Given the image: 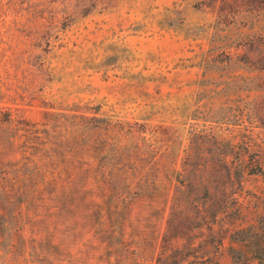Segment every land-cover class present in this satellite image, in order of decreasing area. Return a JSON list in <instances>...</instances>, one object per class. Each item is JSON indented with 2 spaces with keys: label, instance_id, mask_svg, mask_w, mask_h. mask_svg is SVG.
<instances>
[{
  "label": "rangeland",
  "instance_id": "rangeland-1",
  "mask_svg": "<svg viewBox=\"0 0 264 264\" xmlns=\"http://www.w3.org/2000/svg\"><path fill=\"white\" fill-rule=\"evenodd\" d=\"M214 17L209 0H0V105L46 138L32 178L0 183V264H230L233 247L263 256L258 92L228 63ZM96 116L114 120V153L139 143L143 156L113 161L110 196L96 183ZM232 137L240 160L226 163Z\"/></svg>",
  "mask_w": 264,
  "mask_h": 264
},
{
  "label": "trees",
  "instance_id": "trees-1",
  "mask_svg": "<svg viewBox=\"0 0 264 264\" xmlns=\"http://www.w3.org/2000/svg\"><path fill=\"white\" fill-rule=\"evenodd\" d=\"M209 6L212 7L215 16L212 23L213 33L221 36L226 31L224 36L227 40L219 47L227 57L228 63L232 64L233 60L237 59L240 67L251 74L247 77L246 83L258 92L257 101L255 102L256 107L253 110H259L258 117L264 125V0H209ZM232 36H236L234 39L238 40L234 45L229 42ZM99 111L98 108L96 113H99ZM38 125V122L17 115L10 108L0 105V183L32 178L33 172L31 169L35 162V155L39 151V145L46 143V138L41 135ZM113 127L114 120L111 117L96 116V130L100 131L99 137L96 138V183H99L102 190L105 191L103 193L105 196L114 194L113 190L116 188L117 165H114L115 161L137 164L143 158L139 143L134 144L135 151L133 153L125 151V143L123 142L120 144L121 150L113 152L114 142L111 133ZM5 128L7 132H4ZM190 134L201 141L213 139L215 142L221 140L215 133L191 132ZM223 141L226 142V146L229 148L228 153H225L226 163L230 161V155H234L240 160L237 154L239 142L235 140V137L223 139ZM250 145L247 144L248 147ZM191 157V152H186L184 158ZM258 165L260 168L264 166V158L259 160ZM35 170L38 171L40 168L37 167ZM184 172L185 169L183 168L178 173V180ZM228 172L231 175V169H228ZM139 187L144 191L135 194L140 197L146 196V187L143 185ZM163 187L166 190V185ZM167 187H169V189L167 188V194L170 196L173 182ZM184 187H187V185H184ZM126 188H130V185L127 184ZM179 188L175 186L177 192ZM187 192L190 199V189ZM121 194V192L118 193L119 196ZM219 212L221 210H218L217 213ZM235 251L243 252V254L235 256ZM231 257L230 264H264V254L263 256L250 255L248 252L235 247L232 248ZM212 263H214V260H212Z\"/></svg>",
  "mask_w": 264,
  "mask_h": 264
}]
</instances>
